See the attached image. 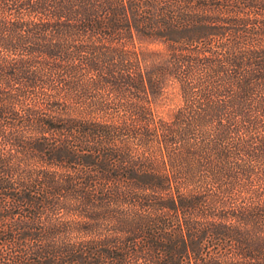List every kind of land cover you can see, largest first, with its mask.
<instances>
[{"label":"trees","instance_id":"1","mask_svg":"<svg viewBox=\"0 0 264 264\" xmlns=\"http://www.w3.org/2000/svg\"><path fill=\"white\" fill-rule=\"evenodd\" d=\"M0 264H264V0H0Z\"/></svg>","mask_w":264,"mask_h":264},{"label":"rangeland","instance_id":"2","mask_svg":"<svg viewBox=\"0 0 264 264\" xmlns=\"http://www.w3.org/2000/svg\"><path fill=\"white\" fill-rule=\"evenodd\" d=\"M180 102L181 96L176 93L173 98H161L156 103V107L160 114L168 115L179 105Z\"/></svg>","mask_w":264,"mask_h":264}]
</instances>
